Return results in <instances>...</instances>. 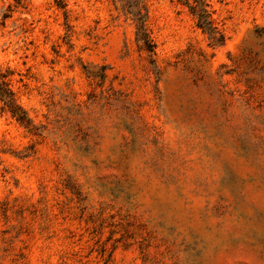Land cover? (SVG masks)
Returning a JSON list of instances; mask_svg holds the SVG:
<instances>
[{
  "label": "rangeland",
  "instance_id": "rangeland-1",
  "mask_svg": "<svg viewBox=\"0 0 264 264\" xmlns=\"http://www.w3.org/2000/svg\"><path fill=\"white\" fill-rule=\"evenodd\" d=\"M208 2L221 47L145 0L151 64L111 0H0V264H264V0Z\"/></svg>",
  "mask_w": 264,
  "mask_h": 264
},
{
  "label": "trees",
  "instance_id": "trees-1",
  "mask_svg": "<svg viewBox=\"0 0 264 264\" xmlns=\"http://www.w3.org/2000/svg\"><path fill=\"white\" fill-rule=\"evenodd\" d=\"M115 8L126 19H129L135 28V38L139 48L147 53L150 63L153 64L154 42L147 28L148 8L145 0H111ZM187 8L188 13L195 21V26L206 36L209 46L221 47L225 43V36L213 18L208 0H178ZM89 76H93L87 72ZM103 76V75H102ZM6 75L0 71V103L1 111L8 113L17 123L28 128L31 125L26 112L17 103L15 94L11 90Z\"/></svg>",
  "mask_w": 264,
  "mask_h": 264
}]
</instances>
